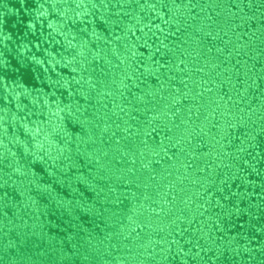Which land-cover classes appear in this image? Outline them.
I'll return each instance as SVG.
<instances>
[{
  "label": "water",
  "instance_id": "water-1",
  "mask_svg": "<svg viewBox=\"0 0 264 264\" xmlns=\"http://www.w3.org/2000/svg\"><path fill=\"white\" fill-rule=\"evenodd\" d=\"M0 264H264V0H0Z\"/></svg>",
  "mask_w": 264,
  "mask_h": 264
}]
</instances>
